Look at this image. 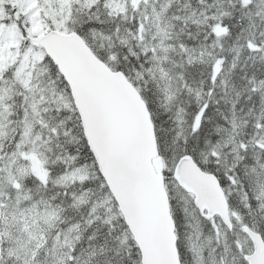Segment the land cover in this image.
<instances>
[{
    "label": "snow or ice",
    "instance_id": "1",
    "mask_svg": "<svg viewBox=\"0 0 264 264\" xmlns=\"http://www.w3.org/2000/svg\"><path fill=\"white\" fill-rule=\"evenodd\" d=\"M0 264H264V0H0Z\"/></svg>",
    "mask_w": 264,
    "mask_h": 264
}]
</instances>
